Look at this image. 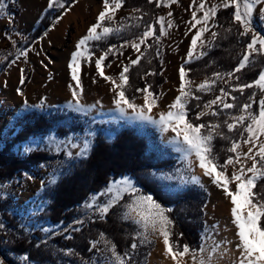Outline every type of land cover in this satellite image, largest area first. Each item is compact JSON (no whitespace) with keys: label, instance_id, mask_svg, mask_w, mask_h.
Masks as SVG:
<instances>
[{"label":"snow or ice","instance_id":"snow-or-ice-1","mask_svg":"<svg viewBox=\"0 0 264 264\" xmlns=\"http://www.w3.org/2000/svg\"><path fill=\"white\" fill-rule=\"evenodd\" d=\"M76 2L78 3V0ZM148 2L155 3L156 7H170L178 0H148ZM192 2L194 10L191 12V20L188 23L190 25L189 32L192 30L195 32L191 36L187 59L179 67L178 94L167 105V110L158 111V118L153 114V110L159 109V101L163 93H154L151 90L152 85L145 82L143 88L135 89L142 97V103H138L135 96L130 98L127 95L128 88L131 86L128 74L131 67L139 65L147 50L153 47L149 40L158 45L161 37L166 36L167 30L174 26V21L171 19L173 13L171 11L167 13V17H169L167 20L165 16H159L152 23H144L141 34L135 39L125 40L119 47L111 45L98 57L90 49V42L106 40L109 36L121 33L128 27L139 28L141 26L146 14L138 8L133 9L129 16L121 17L120 21H117V11L124 5V0H102V7L95 17V21L87 28L86 34L76 42L75 50L71 53L68 64L75 85H69L72 99L68 101L67 106L76 112L87 115L91 109H95L101 104L100 101L91 105L82 103L81 62L92 63L94 61L99 77L111 85L112 102L115 105L114 111L118 112L121 117L131 115L133 119L156 125L162 133H172L173 135L170 136L168 142L176 152L182 154L181 158L187 162V168L193 169L194 161L192 158L194 157L202 175L210 178L211 183L221 189L230 200L232 224L235 226L237 237L235 249L238 254L233 253L228 247L231 241L217 242L212 240L208 230L204 233V242L197 248H191L187 243L180 244L178 240L173 239L175 222L170 217L173 209L163 206L153 195L142 193L133 179L126 175L110 181L102 192L92 195L90 202L86 203V207L95 209L99 213V218L105 219L112 209L122 206L125 209L122 218L132 220L141 229L136 233L130 245L133 252L138 247L137 238H139L140 244H144L151 243L150 237L156 236L162 240L164 255L172 261V264H220V261L225 257L233 256L234 259H232L231 264H264V185H261L259 191H254L258 182L264 181V69L260 70L257 78L249 83H239L241 77L237 75L246 67L254 65L255 56H264V34L257 31L254 25L256 15L264 21V0H219L218 3L210 5L207 0H192ZM47 7H59L65 12L71 11V8H68L62 0H48ZM5 8L4 0H0V12ZM220 8L234 9L231 14V26L227 27L225 32L231 34L233 27H235L236 35L240 38L248 37V42L232 71L227 73L213 72L211 78H205L202 82L194 84L188 79L190 69L186 65L191 63L193 59L199 60L206 55L207 53L203 49L212 46L218 38L219 33L212 29L216 26L214 18ZM198 12H202V15L198 16ZM62 19L63 17H58L52 27L55 28ZM205 33H210L207 39H205ZM47 34L45 32L44 35ZM8 38L11 39V36ZM12 44L15 46L16 41L12 40ZM129 46L137 54L135 58L129 57L126 64L121 62L122 68L118 77L106 75L104 68L111 66L105 64L108 57L115 56L118 58L123 55L122 49ZM142 46H144L143 50ZM155 51L156 55L159 56L158 47ZM27 54V50H17L16 59L21 56L27 58ZM0 58L7 59V57ZM15 62V60L12 61V63ZM20 72V83L23 84L25 82L24 69H21ZM155 74L153 71L145 73V76ZM233 79L237 81L234 85L229 83ZM221 80L225 84H229L231 91H226L225 88L221 87L219 89L220 95L208 100L202 108L199 103L196 105L197 109L200 110L196 112L194 120L190 119L189 104L192 100H201V96L197 93L211 92L213 86ZM253 88L258 89L261 93L259 99H256L257 93L253 91L252 95L248 97V101L240 106L239 114L231 115L223 121V126H226L228 133L238 131L240 139H231V146L227 149L230 154L221 164L219 157L214 154L213 141L217 137L225 140H229L230 137L220 130L222 128L220 122L201 123V118L209 115L219 116L220 111L217 108L228 110L237 107L236 97L231 93L233 91L243 93L245 89ZM18 92L21 96L24 95L22 90L18 89ZM229 97H231L232 102H228ZM24 104L26 107L29 106L27 100L24 101ZM254 104L258 105L255 110L253 109ZM213 106H217V108ZM31 107H43V102L40 105H31ZM95 135V132L89 131L87 137L79 142H76L74 138H66L65 147L77 151L73 153L72 150H67L65 155L68 158H72L74 155L78 158H87L93 148ZM50 139L54 141L55 138L51 137ZM245 146L246 150H244ZM32 150V147L25 148V151ZM61 150V148H57V151ZM229 166L233 169L230 175L226 174ZM25 175L27 176V173ZM60 175L62 172H54L48 183L55 184ZM28 178L31 179L32 177ZM160 178L172 179L173 177L161 176ZM179 178L182 183L191 182L203 187L201 177L198 175L191 174L185 177L181 174ZM43 185L44 182L42 181ZM4 194L6 195V193ZM125 196L128 197L127 202L121 204ZM99 197H107V199L99 202ZM77 223L83 222L77 221ZM217 227V225H213L212 231L215 232ZM0 229H4L3 223H0ZM42 230L44 232L49 231L47 228ZM74 230L79 231L80 229ZM182 235L181 233L180 236ZM67 238L70 239L71 237ZM209 240H212L211 244L208 243ZM100 243L104 245L103 251L110 254L109 259L112 264H131L132 255L129 252L123 254L118 252L116 244L108 240L104 233L99 234L98 240L91 242V249H96L98 252L102 251L97 247ZM67 252L73 254L71 249ZM23 259L25 264H28L29 257L24 256ZM0 264H5L2 258H0Z\"/></svg>","mask_w":264,"mask_h":264},{"label":"rangeland","instance_id":"rangeland-1","mask_svg":"<svg viewBox=\"0 0 264 264\" xmlns=\"http://www.w3.org/2000/svg\"><path fill=\"white\" fill-rule=\"evenodd\" d=\"M4 2L6 8L0 12V57H7V59L0 58V142L5 137L15 134L29 118L28 115L44 113L51 120V125L42 131L29 134L26 139L17 142L13 146V150L18 154L29 152L25 151L26 147L41 148L48 152V157L33 164L29 169H22L20 174H15L2 181L0 180V200L6 203L11 212L27 228L31 230L38 228L42 231L45 244L53 247V255L55 254L58 262H63V264H112V261L109 259L110 254L103 251V243L97 246L102 251L98 252L96 249H91L89 254L83 255L74 252L71 248H63L61 247L63 245L52 240V236L63 232L65 234L67 231L65 227H60L58 222H53L43 215V211L46 210L51 200L52 188L54 186V184H49L48 181L54 172H62L63 175L79 160L75 155L72 158H68L65 155L67 150H72L73 153L77 151L76 149L65 147L66 138H74L76 142H79L87 137L89 131H93L95 133L101 132L107 139H112L115 134V131L111 128L112 125L116 127L126 124L135 125L139 131L144 132L148 136L151 148L162 149L157 144V142H160L169 146L173 151L172 153L167 152L168 155L172 154L176 158L169 167L153 168L148 173L150 177L162 181L168 190H175L191 184V182L182 183L179 177L181 174L185 177L191 174L198 175L196 174L199 169L198 162H195V158L193 157V169L189 170L187 168V162L181 158L182 154L176 152L168 142L170 136L173 135L172 133H162L158 126L147 121L116 116V111H114L115 105L112 102L113 93L111 85L99 77L94 61L92 63L87 61L81 62L80 82L83 87L82 103L91 105L95 104L96 101H100L101 104L95 109H91L87 115L76 112L67 106L68 101L72 99L69 85H75V81L71 78V70L68 67L71 53L75 50L74 46L78 39L86 34L87 28L95 21V17L101 10L102 0H78V3L76 0H62L68 8H71L70 12L62 11L59 7L48 8V0H4ZM207 2L210 5L218 3L219 0H207ZM137 8L136 6L129 7L123 5L117 11V21H120L121 17L129 16L132 10ZM193 10L192 0H178L177 3L172 4L170 7L162 6L158 9L157 17L165 16L166 20L169 19L167 13L169 11L173 13L171 19L174 21V26L167 30L168 34L162 36L160 43L157 45L160 51V72L163 75V80L159 83L156 94L163 93V96L159 101V109H155V112H153L156 118H158V111L167 110V105L178 94L179 67L187 59L191 36L195 32V30L189 32L190 25L188 23L191 20V12ZM45 11L48 13V18L51 19V24L43 33L35 36L33 39H29V32L35 27L38 19ZM137 15L139 14L137 13ZM197 15H202V12H198ZM58 17H63V19L53 28L52 24L57 21ZM63 23L65 26L58 30L57 28L61 27ZM143 23H152V21L148 22L145 18L141 22V28L128 27L125 31L115 35L119 38L127 32L134 31L136 28L139 30L137 34L121 40L117 39L103 48H100L96 43L93 49L90 47L91 51L98 57L111 45L119 47L125 40L131 41L135 39L141 34L144 26L142 25ZM254 25L257 31L264 34V21L258 15L254 17ZM212 30L216 31L215 27ZM45 32L48 33L46 36L44 35ZM186 33L188 34L186 35ZM8 36H11V39ZM209 36L210 33H205V39ZM12 40L16 41L15 46H13ZM207 48L209 47H205L203 51ZM17 50H27V58L21 56L19 59H16ZM122 51L123 55H120L118 58L112 56L111 59L105 62L106 65H111L104 68L106 75L118 77L122 68L121 62L126 64L129 57L134 59L137 55L130 46L125 47ZM13 60L16 62L12 63ZM262 62L263 67L261 70L264 69V61ZM21 69H24L25 76L23 84L20 83ZM232 70L222 69L216 70V72L227 73ZM211 77L212 74L194 77L188 76V79L193 81L194 84H198L205 78ZM218 82L215 87L213 86L212 95L203 104L220 95L219 89L221 87L225 88L226 91H231L229 84H225L222 80L220 83ZM229 83L234 85L236 82L233 79ZM18 89L23 91V96L19 94ZM253 91H256V99L258 100L261 93L255 88L252 89ZM252 92L249 96L252 95ZM231 94L234 96L233 92ZM135 97L138 103L142 102L140 93ZM230 98H228V102H232ZM25 100H27L29 105L27 107L24 104ZM247 101L248 99L241 106ZM42 102L43 107H31V105H40ZM213 107L217 108V106ZM257 107L254 108L253 106V109L255 110ZM233 109L223 111L227 113L228 117L238 115L239 112L236 113ZM101 121H104L106 126L101 127L99 125ZM59 127L64 128L66 131H59ZM51 137L55 138L54 141L50 139ZM58 147L62 150L57 151ZM244 150H246V146ZM232 170V167L229 166L226 174L230 175ZM25 173H27V176ZM125 175L129 176L128 174H123L116 179H120ZM161 176H172L173 178L162 179L160 178ZM28 177L32 178L29 179ZM129 177L133 179L136 186L140 189L137 180L134 177ZM42 181L44 182L43 186ZM201 182L207 192L206 200L203 204V226L201 229L203 240L201 239V243L204 242V233L208 230L212 240L217 242L231 241L228 247L233 253L238 254L235 249L236 242L234 240L236 235L235 237L231 236L233 231L236 233L235 226L232 224L231 207H227L225 210H221L220 207L222 201V203H228L230 200L223 194L221 189L211 183L210 178L201 177ZM141 192L151 194L142 190ZM127 199L128 197L125 196L121 204L127 202ZM124 211L125 209L122 207V215ZM213 225L218 226L215 232L212 231ZM44 228L49 229V231L44 232L42 230ZM139 231L141 229L138 225L136 233ZM106 238L108 239V237ZM98 239L99 235L92 239V241ZM150 239L152 242L145 255L144 264H151L150 259L152 254L156 250V247H158V244L162 243V240L156 236H152ZM212 240H209L208 243L211 244ZM69 249L72 250L73 254H68L67 250ZM5 252L15 260V262L9 261L0 251V258L4 260L5 264H25L23 257L27 256L26 253ZM232 259H234V256L225 257L220 262L221 264H231ZM28 264H36V261L29 258Z\"/></svg>","mask_w":264,"mask_h":264},{"label":"trees","instance_id":"trees-1","mask_svg":"<svg viewBox=\"0 0 264 264\" xmlns=\"http://www.w3.org/2000/svg\"><path fill=\"white\" fill-rule=\"evenodd\" d=\"M124 6L138 7L142 13L146 14L143 21L146 18L148 22L155 21L159 9L155 3H149L148 0H124ZM233 11L234 9L223 8L218 10L215 17V30L219 33L218 38L212 46L205 50L206 55L199 60L193 59L186 65L190 69L188 76L209 75L216 70H232L236 67L249 38L238 37L235 27L231 34L225 32V29L231 26ZM50 24L51 19L48 18V13L45 11L35 27L29 32V39L43 33ZM138 32L139 30L136 28L119 38L113 34L106 40L90 42V47L93 49L97 43L100 48H103L117 39L121 40ZM149 43L153 47L147 50L139 65L132 66L129 71L131 86L128 88L127 95L130 98L139 94L135 89L144 87L145 82L152 85L151 90L157 93L159 83L163 80V75L160 72V59L155 51L157 44L152 40H149ZM111 57L109 56L108 60ZM149 61L151 62L149 63ZM254 61L253 66L246 67L238 73L241 77L239 83H248L258 76L263 67L264 56H256ZM153 71L156 73L155 75L145 76V73ZM235 82L237 83V81ZM251 92L252 89H245L243 93L233 91L237 105L233 110L236 113L239 112L241 104L248 99ZM197 94L201 96V100H192L189 104V118L193 120L196 112L200 110L196 105L199 103L202 107L203 102L212 95L211 92ZM253 106L257 107L256 104ZM218 111H220L219 116H205L201 118L200 122L218 121L222 124L220 130L230 137L229 140L217 137L213 141L214 154L219 157L222 164L230 154L227 149L231 146V139H238L240 136L238 131L228 133L226 126H223V121L228 118V115L219 108ZM28 116L29 118L15 134L5 137L0 142L1 181L20 174L22 169H29L33 164L48 157V152L41 148H33L32 151L25 154H18L13 150V146L26 139L29 134L42 131L51 125V120L44 113ZM99 125L103 127L106 126V123L101 121ZM111 128L115 131L112 139H107L101 132H97L88 157L79 158L71 169L60 176L54 184L51 200L46 210L43 211V215L53 222H58L60 227H65L67 233H58L52 236V240L63 245L61 246L63 248H71L76 253L87 255L91 249L92 239L98 237L100 233H104L111 242L116 244L118 252L121 254L129 252L132 255L131 264H144L150 243L140 244L139 238H137L138 247L134 252L131 250L130 245L136 236L138 225L132 220L122 218L121 206L112 209L105 219H100L99 213L95 209L86 207V203L90 202L92 195L102 192L110 181L123 174H128L137 180L140 190L151 193L163 206L173 209L170 213V217L175 222L173 239L178 240L180 244L187 243L191 248H197L202 239L203 204L207 196L205 187L191 183L182 188L168 190L162 181L150 177L148 173L153 168L169 167L176 160L172 154L168 155L167 153L173 152L171 148L160 142L157 144L162 149L151 148L148 136L139 131L135 125L126 124L120 127L112 125ZM63 129L59 127L58 130L66 131ZM261 185H264V181H259L254 191H259ZM106 199L107 197H99V202ZM77 221L83 223H77ZM0 222L4 224V229H0V251L6 259L15 262L14 258L5 252L8 251L16 254L26 253L30 259L36 261V264H63V262H58L55 254L53 255V247L45 244L42 231L38 228L32 230L27 228L1 200ZM76 228L80 230L75 231ZM181 233L182 236H180ZM69 236L70 239L67 238Z\"/></svg>","mask_w":264,"mask_h":264},{"label":"bare ground","instance_id":"bare-ground-1","mask_svg":"<svg viewBox=\"0 0 264 264\" xmlns=\"http://www.w3.org/2000/svg\"><path fill=\"white\" fill-rule=\"evenodd\" d=\"M71 14L73 15V13H71ZM64 26H65V24L63 23V25L61 27H58L57 29L58 30L62 29ZM153 112H155V109L153 110ZM115 115L120 116V114L118 112H115ZM125 118L133 119L131 117V115L125 116ZM196 174H198V176H200V177H205L202 175V172L200 169L197 170ZM222 202L220 203L221 210H223V209L225 210L227 207H231L230 202H228V203H222ZM235 235H236V233H235V231H233L231 236L235 237ZM234 240H235V242H237V237L234 238ZM150 261H151V264H172V261L164 255L162 243L158 244V247H156V250L152 254ZM220 264H221V262H220Z\"/></svg>","mask_w":264,"mask_h":264}]
</instances>
